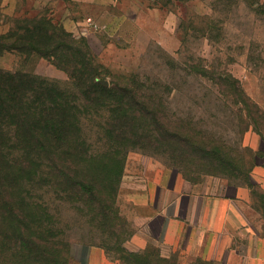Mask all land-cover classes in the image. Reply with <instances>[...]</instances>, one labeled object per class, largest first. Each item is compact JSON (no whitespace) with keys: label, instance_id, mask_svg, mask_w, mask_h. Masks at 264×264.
<instances>
[{"label":"rangeland","instance_id":"obj_1","mask_svg":"<svg viewBox=\"0 0 264 264\" xmlns=\"http://www.w3.org/2000/svg\"><path fill=\"white\" fill-rule=\"evenodd\" d=\"M42 18L94 57L104 83L139 73L173 116L188 117L205 138H214L220 154L216 173H211L196 160L173 165L165 149L127 151L112 227H104L95 211L65 193L58 196L46 183L18 186L31 202L51 208L35 209L46 241L69 242V264H95L94 257L90 260L93 247L121 263L174 264L156 258L154 247L145 248L141 258L125 252L136 249L135 242H160L155 208L181 216L186 212L191 220L199 216L194 208L202 209L210 223L214 212L198 195L216 193L231 196L228 204L246 227L241 232L252 236L240 233L238 241L256 242L253 224L261 222L264 232V0H0V48L41 25ZM0 70L31 73L74 96L67 73L32 52H0ZM246 96L259 112L254 107L251 116L242 112ZM103 109L91 106L82 115L96 116ZM86 134L92 143L89 167L116 186L118 167L113 171L102 157L114 148L104 144L100 131L89 127ZM221 221L226 219L218 214ZM176 225L171 226L170 241ZM197 235L191 230L188 241Z\"/></svg>","mask_w":264,"mask_h":264},{"label":"trees","instance_id":"obj_2","mask_svg":"<svg viewBox=\"0 0 264 264\" xmlns=\"http://www.w3.org/2000/svg\"><path fill=\"white\" fill-rule=\"evenodd\" d=\"M44 20L13 36L0 52L16 49L48 58L67 73L74 96L31 73L0 70V264H69L72 257L69 242H47L41 234L42 223L35 222V209L51 208L31 202L18 186L46 183L53 193H65L72 202L95 211L104 227H112L127 151L165 149L173 165L196 160L211 173H216L220 157L214 138H205L188 117L173 116L156 97V88L146 84L148 80L144 82L137 73L104 83L94 57L79 51L65 30ZM246 99L242 109L246 116L254 108L260 111ZM97 105L104 107L102 113L82 115ZM89 127L100 131L104 144L114 148L102 157L113 171L118 167L116 186L88 165L93 157L86 134ZM125 253L141 258V253Z\"/></svg>","mask_w":264,"mask_h":264},{"label":"crops","instance_id":"obj_3","mask_svg":"<svg viewBox=\"0 0 264 264\" xmlns=\"http://www.w3.org/2000/svg\"><path fill=\"white\" fill-rule=\"evenodd\" d=\"M198 196L208 209L214 212L210 223L204 221L202 209L194 208V211H199V216L191 220L186 216V212L181 216L168 213L164 208H155L154 216L160 218L158 224L160 242H145L144 245L135 242L136 249H129V252L141 253L145 248L154 247L157 249L158 258H165L174 264H264V232L261 222L253 224L258 232L256 242H239L240 233L245 235L241 230L246 227L241 226L235 209L228 204L231 203V196L216 193H202ZM223 203L227 206H222ZM188 209L193 210L186 207V210ZM218 214H222L226 221L218 222ZM148 221H152V217ZM174 222H177V225L170 241L168 235ZM191 230L198 235L196 241L189 242ZM245 237L251 239L252 236ZM222 239L226 241L220 242ZM90 253V260L92 261L94 257L95 264H126L113 261L99 247H93Z\"/></svg>","mask_w":264,"mask_h":264}]
</instances>
